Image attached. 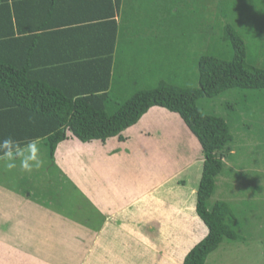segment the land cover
Listing matches in <instances>:
<instances>
[{
    "label": "rangeland",
    "instance_id": "374dc122",
    "mask_svg": "<svg viewBox=\"0 0 264 264\" xmlns=\"http://www.w3.org/2000/svg\"><path fill=\"white\" fill-rule=\"evenodd\" d=\"M125 2L123 11L127 5L131 10L128 21L127 15L119 20L117 68L129 83L120 84L121 97L154 87L160 80L179 87L198 86L201 55L231 56L230 44L222 38L227 23L241 34L247 62L264 66V0ZM196 104L205 114L223 117L233 135V152L226 153L209 202L226 203L227 224L235 236H225L205 264H264V89L232 88L213 98H198ZM156 108L158 112L151 108L121 138L116 135L101 143L69 137L53 157L45 141L37 140L43 165L30 173L20 169L19 160L12 170L0 165V214L9 215L7 221L0 216V264H115L113 255L101 254L112 249L109 243L95 248L86 245V227L103 219L99 206L107 200L101 196L99 204L95 201L101 188L88 183L95 174L107 179L119 174L134 178L123 186L132 197L186 167L173 181L149 189L153 192L146 213L138 217L130 211L126 219L138 224L141 234L132 235L133 225L130 232L125 229L124 249L116 264H174L168 253L164 259L165 248L166 252L183 251L203 238L206 225L183 204L189 200L190 188L195 187L196 193L199 184L203 162L190 168L188 164L202 158L201 146L178 113ZM148 149L151 153L145 154ZM89 187L95 194L91 200ZM195 193H191V204L196 202ZM195 214L205 233L196 227L194 222L200 221ZM162 242L159 249L157 243Z\"/></svg>",
    "mask_w": 264,
    "mask_h": 264
},
{
    "label": "trees",
    "instance_id": "16d2710c",
    "mask_svg": "<svg viewBox=\"0 0 264 264\" xmlns=\"http://www.w3.org/2000/svg\"><path fill=\"white\" fill-rule=\"evenodd\" d=\"M123 4L125 0H0V139H42L53 157L69 137L101 143L121 138L153 106L178 113L201 146L195 211L208 229L182 264H205L225 236H235L227 224L226 203L209 202L226 153L233 152V135L223 117L203 113L196 101L232 88L264 89V66L247 62L241 34L227 23L222 38L230 44L231 56L201 55L198 86L160 80L121 97L120 84L129 79L118 74L119 20L127 15L128 21L131 10L127 5L123 11Z\"/></svg>",
    "mask_w": 264,
    "mask_h": 264
},
{
    "label": "crops",
    "instance_id": "0c3cea01",
    "mask_svg": "<svg viewBox=\"0 0 264 264\" xmlns=\"http://www.w3.org/2000/svg\"><path fill=\"white\" fill-rule=\"evenodd\" d=\"M146 1H148V0H146ZM151 1L153 2L155 0H151ZM139 2L143 4L144 0H139ZM156 107L157 106L151 107L152 109H154V111H153L154 113L158 112V109ZM150 109L142 117H146L147 114L150 113ZM60 144H61V142L57 145V148L55 150L56 153H57V149H58ZM144 153L145 154H149L151 152L148 149ZM61 154H62V152H61ZM136 156H137V154H136ZM58 157H60V156H58ZM60 158L63 160L62 157H60ZM134 159H136V158H134ZM93 162H95V161L92 160L89 165H91ZM200 162H203V159L201 157L195 158V159H193L191 161V163L188 164V167L190 168L192 165H197V164L199 166L201 164ZM62 163L64 164V162H62ZM61 167L63 169L62 165H61ZM65 168L63 170L68 172L72 177L76 176L68 168V166H65ZM73 168L75 169V164H74ZM185 169H186V167H183V168L180 169L179 172H173L172 174L167 176L165 179H163L159 184H157L153 188H151V189L149 188V189L150 190H152V189L154 190V188H158L159 185H163V184H165L167 182L173 181L175 179V177H178L180 175L181 171H183V173H185ZM199 172H200V169H199ZM71 176H70V178L73 179ZM199 176H198V178H199ZM133 179L134 178H132L130 180L129 176L124 179V176H122V174H119V176L117 178L112 177L111 179L110 178L107 179V178L103 177V174H101V175L100 174H95L89 179V182H88L90 185H93V186L96 185V187H100L101 188V191L96 194L97 195L96 200L94 198V200L96 201L97 204H99V201H101V196L106 197L107 200H106V203H101L100 206L98 205L100 207L99 214L103 217V219L98 220L95 223L90 222V219H89V221H87V222H90V223L86 227L88 229V230H86V231H88V232H86V233H88V235H86V236L89 237L86 240V241L89 240V242H87L88 244H86V245L89 248H95L96 246H102V245H104L106 243H109V246L112 247V249H110L109 251H105L104 250L105 252L102 251L101 254L103 255V253H104V255L106 254L108 256V253H109V256L113 255L115 264L118 263V261H119L121 249L122 248L124 249L125 243L123 244V241H124L125 238L124 239L122 238V234H124V233L126 234L125 229L127 231H129L130 227L133 225V227H134L133 230H130L131 232H134V233H132V235L135 236L137 234L138 235L141 234L138 231L139 225L138 224L134 225L133 223H128L129 220L127 221L126 218L130 215V211L135 212L134 215L137 214L136 216H138V217H139L140 213L141 214H142V212L146 213L148 206H147L146 210L144 208L146 206V203L148 204V199L152 197V192L153 191H151L149 193L148 192L149 189H145L144 191H142L140 193H137L136 195H134L132 197H131V193H130L131 191H129L128 194L125 192V190H126L125 188H124V191H123V186H126V185L129 186L130 184H132ZM174 186L177 187L178 185L175 184ZM89 191H90L91 195H89L88 197L91 200V198H93V196L95 195V194H93L94 193V189L89 187ZM95 192H96V190H95ZM191 193L192 194L195 193V187H191L190 188V193L188 194V199L190 201L189 200L187 201L185 199L186 201L184 200L183 204L189 205L188 207H191L190 210H193L195 212V204H194V202H193V204H191L192 200H193L191 198ZM90 196H91V198H90ZM128 200L130 201V203H129ZM150 200H153V198L150 199ZM0 216L2 218H4L6 221L8 220V217H9V215H4V214H0ZM195 216H196V219L198 221H200L196 214H195ZM1 222L2 221H0V224H1ZM138 222H139V220H138ZM194 223H197L196 227H200V231L202 230L201 233H205L206 232V230H205L206 227L203 226L204 224L203 223L200 224L201 221L199 223L198 222H194ZM194 223H193V225H194ZM119 226H122V229H124V230L121 231L120 230L121 227H119ZM129 232L127 233L128 235H129ZM119 233H120V235H119ZM5 237L6 236H4L3 239H5ZM199 240L200 239H197L196 242L193 243V245L196 244ZM126 241L129 243L128 240H126ZM134 241H135V239H134ZM157 244H159L158 245L159 249H161L160 248L161 245L164 246L163 245L164 242L157 243ZM193 245L189 246V248H188V244H187L186 245L187 246L186 249L183 250V251H179V252H175V251L166 252L167 249L165 248V250L162 252L164 254H162V255L164 256V259H165L166 258V253H168L169 254V261H173L174 264H182V262H183L182 259H183L184 255L186 254L188 249H190ZM8 246H10V245H8ZM1 247H2V245H1ZM11 248L12 247L10 246L8 248V250H11ZM177 249H179V248H177ZM117 251H118V254L117 253L114 254ZM177 254H178V258L179 259L177 258ZM157 262L159 264L160 261H157ZM161 262H164V261L161 260ZM14 263H16V261H14Z\"/></svg>",
    "mask_w": 264,
    "mask_h": 264
},
{
    "label": "clouds",
    "instance_id": "9594fccd",
    "mask_svg": "<svg viewBox=\"0 0 264 264\" xmlns=\"http://www.w3.org/2000/svg\"><path fill=\"white\" fill-rule=\"evenodd\" d=\"M41 149L39 142L35 139L27 140L23 143L12 137L0 139V165L8 170L19 167L25 172H32L43 165L41 159Z\"/></svg>",
    "mask_w": 264,
    "mask_h": 264
}]
</instances>
